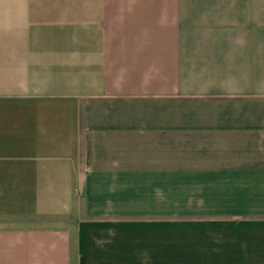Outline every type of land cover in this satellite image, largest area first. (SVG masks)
<instances>
[{
  "label": "crops",
  "instance_id": "crops-1",
  "mask_svg": "<svg viewBox=\"0 0 264 264\" xmlns=\"http://www.w3.org/2000/svg\"><path fill=\"white\" fill-rule=\"evenodd\" d=\"M0 264H264V0H0Z\"/></svg>",
  "mask_w": 264,
  "mask_h": 264
},
{
  "label": "rangeland",
  "instance_id": "rangeland-1",
  "mask_svg": "<svg viewBox=\"0 0 264 264\" xmlns=\"http://www.w3.org/2000/svg\"><path fill=\"white\" fill-rule=\"evenodd\" d=\"M214 179H177L174 194L159 195V217L170 220L169 232L177 234H216L230 232V225L219 223L227 213L226 195L220 209ZM220 210V213L218 212ZM229 220V219H228Z\"/></svg>",
  "mask_w": 264,
  "mask_h": 264
}]
</instances>
